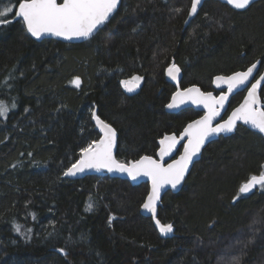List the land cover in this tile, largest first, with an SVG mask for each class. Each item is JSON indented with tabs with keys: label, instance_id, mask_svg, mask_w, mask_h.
Instances as JSON below:
<instances>
[{
	"label": "trees",
	"instance_id": "16d2710c",
	"mask_svg": "<svg viewBox=\"0 0 264 264\" xmlns=\"http://www.w3.org/2000/svg\"><path fill=\"white\" fill-rule=\"evenodd\" d=\"M8 2L0 0V9ZM191 3L122 0L104 29L79 43L38 41L15 17L0 26V100L17 105L0 117V264H225L237 256L264 264V223L255 224L253 243H243L254 221L264 220V190L239 192L264 170V138L246 127L208 145L182 189L164 196L158 219L173 225L168 239L141 214L148 184L63 174L101 138L93 112L116 129L124 164L157 158L165 135H179L202 115L167 112L177 91L167 78L173 63L182 89L215 95L216 76L257 61L264 70V0L244 12L206 1L185 27ZM134 75L143 79L129 93L121 81ZM244 96L233 97L229 113Z\"/></svg>",
	"mask_w": 264,
	"mask_h": 264
},
{
	"label": "snow or ice",
	"instance_id": "6c2138e0",
	"mask_svg": "<svg viewBox=\"0 0 264 264\" xmlns=\"http://www.w3.org/2000/svg\"><path fill=\"white\" fill-rule=\"evenodd\" d=\"M121 0H9V2L0 9V26L13 22L12 18H17L16 22H22L27 33L31 37L41 39L47 36L62 37L66 40L83 39L89 40L103 30L110 18L116 13ZM226 3L234 9H248L253 0H226ZM202 0H192L189 9V17L197 15L198 6ZM177 12L183 11L176 9ZM188 21L186 20L185 23ZM259 61L253 63L246 71L235 72L230 76H217L215 78L218 88L223 85L227 86V92L219 96H214L211 92H201L197 87H190L184 90H177L166 105L169 109H178L184 104H194L203 106L207 109L205 115L198 120H193L180 133L165 135L160 141L159 159L151 156H142L139 160L124 164L120 163L114 156L113 150L117 143V132L111 124L106 123L100 116L92 113V119L95 126H98L102 132L100 139L91 141L86 147L80 150L79 159L72 162L64 171V176L73 177L87 170L97 172L107 170L108 172L126 173L133 181L140 177L151 179V191L146 196L142 208L144 211L151 213L159 232L163 236L173 233L174 228L171 223L162 224L156 218L157 204L160 201V191L166 185L173 189L182 183L189 165L193 163V158L197 157L206 142H210L211 137L218 136L220 133L228 134L236 130L237 123L242 122L259 133L264 134V105L260 103L258 90L261 82H264V75H259L258 79L253 77L254 70L257 69ZM180 68L173 63L168 69V76L178 81ZM250 78L255 79L247 90V96L242 104L235 108L227 120L222 123L217 122L213 126V121L220 116L224 109L225 103L234 90L248 85ZM143 77L134 75L130 79L121 81L122 86L129 93L134 92L140 85ZM72 83L79 88L81 80L79 77L74 78ZM7 84V81H5ZM17 107L15 100L9 103L0 100V117L7 119L10 110ZM264 138V137H262ZM186 142L181 145L183 153L179 154L176 159L173 152L176 150L180 141ZM31 155V153L29 154ZM166 157H171V162L166 161ZM253 189L264 190V171L259 175H252L250 179L240 188L241 194L252 192ZM238 198V197H237ZM91 197L86 207V211L93 208ZM33 219L35 216L33 215ZM264 223V220L254 221L252 227L253 236L244 243L246 248L248 244L254 242L256 232L255 224ZM14 231L21 232L22 225H13ZM31 232V229L27 230ZM26 235V234H25ZM223 259V258H222ZM225 264H242L241 257H233L225 260Z\"/></svg>",
	"mask_w": 264,
	"mask_h": 264
},
{
	"label": "water",
	"instance_id": "95a60500",
	"mask_svg": "<svg viewBox=\"0 0 264 264\" xmlns=\"http://www.w3.org/2000/svg\"><path fill=\"white\" fill-rule=\"evenodd\" d=\"M206 1H210V0H202V4H201L200 6H198L197 15L200 13V11H201V9L203 8V6H204V4H205ZM218 1H219L220 3H222V4L227 5V6H228L229 8H231L232 10L239 11V12H244V11L248 10L252 5L256 4L257 2L263 1V0H253V3L249 6V8H248V9H243V10L234 9L231 5H229V4L226 3V0H218ZM58 2H59V0H58ZM121 5H122V0H121L120 5L118 6V9H117L116 13H117L118 10L120 9ZM116 13H114L113 17L116 15ZM197 15H196V16H193V17H189V16H188V19H187L188 22L185 23V27L189 26L190 23H191V22L197 17ZM113 17H112V18H113ZM112 18H110V21L112 20ZM29 35H30V33H29ZM30 36H31V35H30ZM32 38L36 39L35 37H32ZM36 40H38V39H36ZM44 40H56V41H63V42H68V43H79V42L85 41V40H83V39H79V40H78V39L66 40V39H64V38H62V37H55V36H47V37H44V38L39 39L38 41H44ZM239 72H243V71H239ZM259 72H260V63L257 64V69H255V70H254V73H253V77H254L255 79H256V77L258 76ZM233 74H234V73H233ZM231 75H232V74H231ZM261 75H264V70H263V72L261 73ZM219 76H224V75H219ZM229 76H230V75H229ZM216 77H217V76H216ZM216 77H215V78H216ZM225 77H227V76H225ZM167 78H168V80H169L170 82H172L174 85L177 86V90H184V89L180 88V83H181L182 78H183V75H182V71H181V69H180V73L178 74V81H177V80H173V79H171V78L168 76V74H167ZM215 78H214V81H213V87H214V89H215L216 91H218V92H221V94H222V93H226V92H227V86H226V85H223L222 87L218 88V87L216 86ZM258 78H259V77H258ZM255 79L250 78L248 85L242 86V87H240V88L234 90L233 93L229 95L228 100H227L226 103H225L224 109H222L221 112H220V116H218V117L216 118V120L213 121V126H215V124H216L217 122H221V123H222L224 120H227L228 116L231 115V112H232L235 108L239 107L240 104L243 103L245 97L247 96V90H246V89H247L248 87H250V85H251L252 83H255ZM263 86H264V82H261V87H260V89L258 90V95L260 96V103H261L262 105H264V102L262 101V98H261V91H262ZM191 87H197V88L200 89L201 92H204L199 86H191ZM138 88H139V87H138ZM138 88H137L135 91H137ZM189 88H190V87H189ZM135 91H134V92H135ZM244 92H246V95H245L244 99L242 100V102H241L237 107H235V108L229 113L230 102H231V100L233 99V97H235L236 95H238V94H240V93H244ZM204 93H208V92H204ZM211 93H212L214 96H216L213 92H211ZM187 109H194V110H196V111H198V112H200V113H203V115H205L206 112H207V109L203 108V106H197V105L190 104V103H189V104L181 105L180 108H178V109H169V108H167V112L170 113V114H179V113H181L182 111L187 110ZM203 115H202V116H203ZM202 116H201V117H202ZM201 117H199V118H197V119H195V120H198V119H200ZM94 123H95V121H94ZM190 123H191V122H190ZM188 124H189V123H188ZM188 124H187V125H188ZM187 125H186V126H187ZM240 126L246 127V128L249 129L250 131H252V132H254V133H256V134L261 135L262 137H264V134L259 133L258 130L253 129V128H251V127L248 126V125H243L242 122H238V123H237V128H236V130H234V131L231 132V133H228V134L220 133L218 136L211 137V138H210V142H206V143H205V145H204V147L201 149L199 155H198L197 157H194V158H193V163L189 165L188 172L186 173V175H185L184 180L182 181V183H181L180 185H178L177 188H175V189H173L170 185H166L165 187H163V188L161 189V191H160V201H159L158 204H157V211H156V218H157V219H158V216H159V211H160V207L162 206V202H163L164 196H165L168 192H174V193H177V192H179V191L182 189V187H183V185H184L186 179H187L188 176L190 175V173H191V171H192L194 165H195L197 162H199V161L201 160V157H202V154H203L204 149H205L208 145H210L211 143H213V142L219 140L220 137H230V136L234 135V134L237 132V130H238V128H239ZM96 127H97V129L99 130V132H100V134H101V136H102V132L100 131L99 127H98V126H96ZM182 132H183V131H182ZM182 132H181V133H182ZM170 135H172V134H170ZM179 135H180V134H179ZM179 135H177V136L179 137ZM185 142H186V139L180 141V144L177 145L176 150L173 152V156H174L176 159L179 158V154H182V153H183V148L181 147V145L184 144ZM159 145H160V144H159ZM116 152H117V143H116V147H115L114 150H113V154H114L115 158H116ZM158 152H159V150H158ZM152 158H154V159H159V155H158V153H157V158H155V157H152ZM116 159H117V158H116ZM165 159H166L167 162H171V157H166ZM101 174H108V175H110L112 178H116V179H121V180H124V181H128V182L131 183L132 186H139V185H142V184H148V185H149V193H150V191H151L152 184H151V179H150V178H148V177H140V178H138L137 180L133 181V180L131 179V177H129L126 173H121V172H116V171L108 172L107 170H103V171H99V172H97V171H95V170H87V171L84 172V173L77 174V176H73V177H68V176H66V177H67L68 179H70V180L76 181V180L84 179L85 177H88V176L101 175ZM257 190H258V189H253L252 192H249V193H246V194H241V195L244 196V197H247V196H250V195L254 194ZM149 193H148V194H149ZM141 214H142L144 217L152 218V214H151V213H148V212H146V211H144L142 207H141ZM156 227H157V229H158V231H159V228H158L157 225H156ZM160 234H161V233H160ZM173 234H174V231H173V233L169 234L168 236H163V235H161V236H162L163 238H165V239H168V238H171V237L173 236Z\"/></svg>",
	"mask_w": 264,
	"mask_h": 264
},
{
	"label": "flooded vegetation",
	"instance_id": "af4514ba",
	"mask_svg": "<svg viewBox=\"0 0 264 264\" xmlns=\"http://www.w3.org/2000/svg\"><path fill=\"white\" fill-rule=\"evenodd\" d=\"M262 72H263V71H260V72H259V74H258V76L256 77V79H258L259 75H261ZM180 88H181V87H180ZM244 93H245V95H246V92H244ZM220 94H221V92H219V95H220ZM219 95H216V96H219ZM244 97H245V96H244ZM243 99H244V98H243ZM202 115H203V113H202ZM202 115H201V116H202ZM201 116H200V117H201ZM257 191H258V190H257Z\"/></svg>",
	"mask_w": 264,
	"mask_h": 264
},
{
	"label": "rangeland",
	"instance_id": "374dc122",
	"mask_svg": "<svg viewBox=\"0 0 264 264\" xmlns=\"http://www.w3.org/2000/svg\"><path fill=\"white\" fill-rule=\"evenodd\" d=\"M142 82V81H141ZM141 82H140V84H141ZM264 171V170H263Z\"/></svg>",
	"mask_w": 264,
	"mask_h": 264
}]
</instances>
